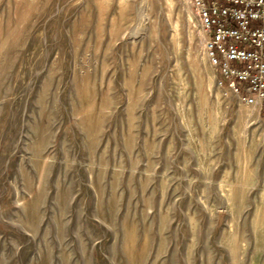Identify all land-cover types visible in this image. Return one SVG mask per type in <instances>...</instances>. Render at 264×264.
I'll use <instances>...</instances> for the list:
<instances>
[{"label":"rangeland","instance_id":"rangeland-1","mask_svg":"<svg viewBox=\"0 0 264 264\" xmlns=\"http://www.w3.org/2000/svg\"><path fill=\"white\" fill-rule=\"evenodd\" d=\"M205 47L191 0H0V264H264V121Z\"/></svg>","mask_w":264,"mask_h":264},{"label":"built area","instance_id":"built-area-1","mask_svg":"<svg viewBox=\"0 0 264 264\" xmlns=\"http://www.w3.org/2000/svg\"><path fill=\"white\" fill-rule=\"evenodd\" d=\"M191 2L219 72L218 87L229 89L264 121V0Z\"/></svg>","mask_w":264,"mask_h":264}]
</instances>
